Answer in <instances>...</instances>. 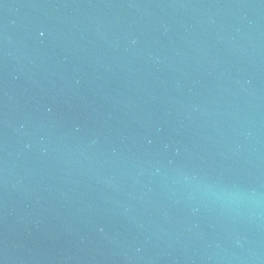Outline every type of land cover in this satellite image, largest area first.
<instances>
[{
	"label": "water",
	"instance_id": "1",
	"mask_svg": "<svg viewBox=\"0 0 264 264\" xmlns=\"http://www.w3.org/2000/svg\"><path fill=\"white\" fill-rule=\"evenodd\" d=\"M0 264H264V0H0Z\"/></svg>",
	"mask_w": 264,
	"mask_h": 264
}]
</instances>
